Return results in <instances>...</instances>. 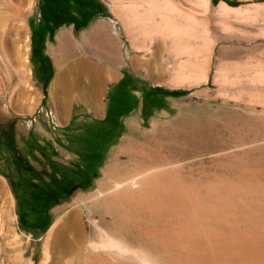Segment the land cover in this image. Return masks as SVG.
I'll use <instances>...</instances> for the list:
<instances>
[{"label": "rangeland", "instance_id": "rangeland-1", "mask_svg": "<svg viewBox=\"0 0 264 264\" xmlns=\"http://www.w3.org/2000/svg\"><path fill=\"white\" fill-rule=\"evenodd\" d=\"M54 6L0 0L5 37L29 47L26 76L0 70V264H51V227L74 211V264H264V0H74L118 23L76 24L60 54L105 68L98 114L63 110Z\"/></svg>", "mask_w": 264, "mask_h": 264}, {"label": "bare ground", "instance_id": "bare-ground-1", "mask_svg": "<svg viewBox=\"0 0 264 264\" xmlns=\"http://www.w3.org/2000/svg\"><path fill=\"white\" fill-rule=\"evenodd\" d=\"M187 24V23H186ZM187 26V25H186ZM4 26H2V24H0V70H2L4 73H7V70H5V67H9V71H11V69H13V65L15 64L17 67V70L15 71L16 73H18L21 77L22 76H26V63H25V59H27V49L29 48L27 43H25V36L22 35V37L18 40L14 39L11 40L9 39L7 36L5 37V30L3 29ZM172 31V30H171ZM176 31V30H175ZM180 31V30H179ZM114 32L117 33V30L114 29ZM175 32H172V34ZM174 35V34H173ZM178 38V37H177ZM23 43V45L21 44ZM22 45V46H21ZM104 45V44H103ZM182 45V44H181ZM14 48V51H12V53H10L8 48ZM28 47V48H27ZM103 51L104 48H102ZM186 49V48H185ZM128 52V51H127ZM11 54V57H10ZM110 54V52L108 53V55ZM111 55V54H110ZM66 59V58H65ZM72 59V58H71ZM184 62V60H183ZM146 63V62H145ZM1 71V72H2ZM58 75H57V82L59 83V85L63 86V92H64V100H63V110L66 111L68 104L71 100H82V101H87L89 102V104L91 105H95V110L97 112H100V107H99V103L97 105V98L100 96L101 93V89L102 86L105 82V80L107 79V72L105 70V68L95 65L93 64L88 58H84V57H76V59L74 60H70V59H66L64 60V62L62 64H59L58 66V71H57ZM11 74V73H10ZM7 75V74H6ZM9 75V73H8ZM9 110V109H8ZM10 114V112H9ZM13 114V113H12ZM61 116V115H60ZM154 118V117H153ZM155 119V118H154ZM155 121V120H154ZM153 121V122H154ZM33 125V121L30 120H21L20 121V126L26 130H30L31 127ZM176 131V130H175ZM181 131V130H180ZM185 131H182V133ZM188 132V131H187ZM186 132V133H187ZM201 133V132H200ZM209 134V133H208ZM170 135V134H167ZM172 135V134H171ZM178 135H181L180 132L178 133ZM188 135V134H187ZM194 135V134H193ZM166 136V135H165ZM182 136V135H181ZM196 136V135H195ZM203 136V135H202ZM177 137V136H176ZM191 137V136H190ZM198 137V136H197ZM171 138V137H169ZM187 138V137H185ZM192 138H194L192 136ZM201 138V137H200ZM211 138V137H210ZM188 139H190L188 137ZM205 139V138H204ZM203 139V140H204ZM172 140V139H171ZM198 140V139H195ZM208 140V139H207ZM212 140V139H211ZM177 141V140H176ZM179 141V140H178ZM182 141V139H181ZM180 141V142H181ZM185 141V140H184ZM187 141V139H186ZM193 141V140H191ZM206 142V139L204 140ZM172 142V141H170ZM199 141H197L198 143ZM213 142V141H212ZM238 142V141H237ZM161 143V142H160ZM191 143V142H190ZM195 143V142H193ZM201 143V142H200ZM208 143V142H207ZM162 144V143H161ZM164 144V142H163ZM166 144V143H165ZM173 144V143H172ZM184 144V143H182ZM204 144V143H203ZM213 144V143H212ZM170 145V143H169ZM178 145V144H177ZM176 145V146H177ZM190 145V144H189ZM192 145V144H191ZM197 145V144H196ZM194 145V146H196ZM245 145V144H244ZM165 146V145H164ZM162 146V147H164ZM172 147V146H171ZM174 147V146H173ZM184 147V145H183ZM198 147V146H197ZM206 147V146H205ZM195 148V147H194ZM193 148V149H194ZM238 149V148H237ZM67 156H72L73 154L70 153L69 151L66 152ZM236 155V153H235ZM167 156V155H166ZM216 156V155H215ZM149 157V156H148ZM165 157V155H164ZM168 157V156H167ZM218 157V156H217ZM163 160V159H162ZM165 161V160H164ZM172 162V161H171ZM170 162V163H171ZM179 162V161H178ZM164 163V162H162ZM166 163V162H165ZM160 164V163H159ZM158 164V165H159ZM166 165V164H165ZM170 165V164H169ZM163 166V165H161ZM160 166V167H161ZM156 167V166H153ZM153 167H151V169H153ZM150 168V167H149ZM166 168V166H165ZM144 170V169H143ZM148 170V169H146ZM150 170V169H149ZM148 170V171H149ZM161 170V169H160ZM157 171V170H156ZM151 172V171H150ZM162 173V172H161ZM160 175V174H158ZM161 176V175H160ZM174 189V188H173ZM157 191V190H156ZM168 191V190H167ZM169 191H170V187H169ZM155 192V191H154ZM125 195V194H124ZM136 195V194H135ZM173 195V194H172ZM173 197V196H172ZM171 197V198H172ZM183 200V199H181ZM119 201V200H118ZM166 201V200H165ZM171 201V200H170ZM191 201V200H190ZM140 202H142L140 200ZM169 202V201H168ZM178 202V201H177ZM193 203V202H192ZM157 204V202H156ZM180 204V203H179ZM187 204V203H186ZM160 205V204H159ZM185 205V204H184ZM188 205V204H187ZM143 206V205H142ZM183 206V205H182ZM162 208V206H161ZM173 208V207H172ZM119 209V208H118ZM154 209V208H153ZM174 209V208H173ZM177 209V207H176ZM80 210V209H79ZM124 210V209H123ZM160 210V209H159ZM169 210V209H168ZM171 210V209H170ZM180 210V209H179ZM122 211V210H121ZM155 211V210H154ZM72 213V212H71ZM181 213V212H180ZM198 213V212H197ZM178 215V214H177ZM185 216V215H184ZM82 216L76 211H74L71 215H69V218L67 219V221L65 222V224L62 225L63 226H59L58 227V222L55 223L57 225V230L56 233H52V231L55 229L53 225L51 227V234H53V249H54V259L53 262L51 264H74L75 259H74V255L79 252H81V250L79 251V247L80 245H82L83 241H84V227H83V223H82ZM62 219V218H61ZM128 219V218H127ZM130 220H132L130 218ZM129 220V221H130ZM62 221V220H61ZM148 224V223H147ZM61 225V224H60ZM123 226V225H122ZM128 226V225H127ZM141 226V225H140ZM65 228H70V231L72 229V231H74V236L71 237L72 239H67L64 237V230ZM11 230V229H10ZM14 230V229H13ZM86 230V229H85ZM169 230V229H168ZM1 231V230H0ZM55 231V230H54ZM69 231V230H68ZM69 231V232H70ZM167 231V230H166ZM178 231V230H177ZM182 231V230H181ZM49 232V231H48ZM146 232V231H145ZM156 232V231H155ZM173 233V232H172ZM190 233V232H189ZM71 234L73 235V233L71 232ZM66 235V234H65ZM71 235V236H72ZM185 235V234H184ZM70 237V236H69ZM9 238V236H8ZM161 239V238H160ZM167 239V238H166ZM170 239V238H169ZM168 239V241H169ZM8 240V239H7ZM51 240V239H50ZM175 240V239H174ZM192 240V239H191ZM190 240V241H191ZM46 242V241H45ZM162 241H160L161 243ZM178 242V241H176ZM14 243V242H13ZM47 243V242H46ZM172 243V242H170ZM195 243V242H194ZM203 243V242H202ZM201 243V244H202ZM45 244V243H44ZM155 244V243H154ZM175 244V243H174ZM179 244V242H178ZM182 244V243H180ZM199 244V242H198ZM14 244H11V247ZM17 245V244H16ZM15 245V246H16ZM52 245V244H51ZM10 246V245H9ZM116 246H119L121 250H124L126 248V246L124 244H122L121 242L118 243ZM166 246V245H165ZM172 246V245H171ZM175 246V245H174ZM199 246V245H197ZM202 246V245H201ZM7 247V246H6ZM86 247V245H85ZM196 247V246H195ZM10 247H8L9 249ZM16 249V248H15ZM52 249V248H51ZM171 249V248H170ZM1 251V250H0ZM22 251V250H21ZM46 251V250H45ZM84 251V249H83ZM96 252V251H95ZM15 253V252H14ZM16 253H18L16 251ZM15 253V254H16ZM47 253V252H44ZM75 253V254H74ZM84 253V252H83ZM86 253V252H85ZM80 255V254H79ZM78 255V256H79ZM89 256V253L87 254ZM92 253H91V257L86 260L82 261H87L88 263L92 262ZM97 255V254H96ZM95 255V256H96ZM17 256V254H16ZM50 256V255H49ZM77 256V254L75 255ZM94 256V255H93ZM80 257V256H79ZM82 257V256H81ZM101 257V256H100ZM15 258V257H14ZM77 258V257H76ZM99 258V256L93 258L96 259ZM10 259V258H9ZM12 259V258H11ZM19 259V258H18ZM22 259V258H21ZM49 259V258H48ZM79 259V258H77ZM103 259V264L104 262H106L107 264H109L106 260V258H102ZM100 259V261H102ZM105 259V261H104ZM81 260V259H79ZM91 260V261H88ZM98 260V259H97ZM122 260V259H121ZM15 261V260H14ZM78 261V260H77ZM94 261V260H93ZM99 261V260H98ZM13 262V261H10ZM27 261H25L24 263L26 264ZM87 262H85L86 264H88ZM33 264V262H31ZM93 263V262H92ZM102 263V262H101ZM98 262V264H101ZM105 263V264H106ZM20 264V263H18ZM80 264V263H79ZM91 264V263H90ZM94 264V263H93ZM113 264V263H112ZM118 264V263H117Z\"/></svg>", "mask_w": 264, "mask_h": 264}, {"label": "crops", "instance_id": "crops-1", "mask_svg": "<svg viewBox=\"0 0 264 264\" xmlns=\"http://www.w3.org/2000/svg\"><path fill=\"white\" fill-rule=\"evenodd\" d=\"M69 3L73 4V0H71ZM62 9L63 8L58 9L57 11L54 9V13H52V16L46 17V19L44 20L46 24H57L52 29V31H48L45 42L46 44L45 53L47 54L49 59H51V61H53L54 63L59 60L76 59V57L73 56L68 58L66 57L63 58L60 56L61 53L74 54L75 50L77 49V40L75 39V34L77 32L76 24H118L116 21L112 20L114 15L109 10H107L106 12H99V11L92 12L91 8H89L88 6H85L84 9H82V11H77V10L63 11ZM82 28L83 29L81 30L87 29V27H82ZM96 37L100 39L101 37L104 36H100L99 31L97 30ZM113 48L114 51L111 58L118 62L121 57V52L118 49L119 44L117 41H114ZM57 75L58 73L56 72L55 87H57L59 84L57 82ZM98 103L101 112L102 101L100 96L97 98V105ZM91 106L93 108H96L95 105L91 104ZM95 112L97 114L100 113L97 112L96 110Z\"/></svg>", "mask_w": 264, "mask_h": 264}, {"label": "trees", "instance_id": "trees-1", "mask_svg": "<svg viewBox=\"0 0 264 264\" xmlns=\"http://www.w3.org/2000/svg\"><path fill=\"white\" fill-rule=\"evenodd\" d=\"M55 1V10L57 11L58 9L63 8V11L66 10H72V5H74V0H73V4L69 3L71 0H54ZM71 4V5H70ZM84 9V7L82 8ZM82 9H79V11H82Z\"/></svg>", "mask_w": 264, "mask_h": 264}]
</instances>
